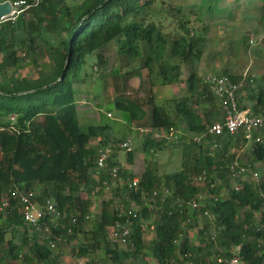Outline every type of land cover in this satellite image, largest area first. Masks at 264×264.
Segmentation results:
<instances>
[{
	"label": "trees",
	"instance_id": "1",
	"mask_svg": "<svg viewBox=\"0 0 264 264\" xmlns=\"http://www.w3.org/2000/svg\"><path fill=\"white\" fill-rule=\"evenodd\" d=\"M24 1L33 7L15 22L0 24V199L12 203L11 214L1 218L0 264H59L65 256L64 251L52 250L48 239H42L25 223L18 199L26 192L36 193L39 206L51 200L59 211L78 218V227L68 221L64 228L54 230L50 239L61 237L62 243L72 244L79 238L78 233L83 234L85 242L78 244L76 255L91 256L86 264H99L93 256L100 250L113 264H126L131 258L139 261L137 264H146L144 235L150 229L147 219L155 215L156 238L149 249L158 264H186L184 254L196 264L212 263L217 257L231 259L238 248L240 264H264V253L257 243L263 236L257 225L264 222V170L259 185L247 183L242 191L220 186L209 190L219 200L207 201L202 207V213L209 210L212 216L203 217L204 225L194 236L191 230L198 226V216L195 214L188 223L185 203L180 201L208 191L197 182L201 175L206 174L211 183L220 178L228 185L231 178L225 154L244 143L242 134L224 136L219 139L223 150H212L206 144L193 143V139L222 121L219 101L199 75L209 45L205 22L215 17L233 19L246 0H235L236 6L229 13L227 0H201L190 7L188 14L184 6L165 8L162 0ZM190 14L195 15L194 21ZM193 22L201 23L202 28ZM249 37L247 33L242 40L246 50ZM112 44L126 66L138 61L148 71L151 85H176L183 81V69L189 71L183 81L188 88L186 95L168 98L162 105L156 104L154 96L148 98L151 108L147 124L138 127L154 131L185 126L187 132L179 143L144 138L143 151L153 154V158L146 160L138 176L141 188L137 190L126 183L112 187L114 167L119 168L124 182L137 177L114 157L125 140L114 137L108 125H83L78 113L76 85L85 80L83 75L87 77V57L97 55L98 64L103 66V53ZM28 67L36 70V77L31 71L24 74ZM249 73L225 69L220 75L242 84V91L249 89L246 98L255 102L251 111L264 116V89L252 93L256 77ZM116 105L129 113L133 122L145 115L142 107L131 100L118 99ZM262 139L263 143L253 144L246 154L251 167L264 164V131ZM173 146L181 150V169L159 175L155 154ZM104 147H110L113 155L107 168L98 170L96 158ZM128 158L132 163L133 152ZM105 182L111 186L109 192ZM163 187L173 191V196L165 202L153 199L154 190ZM100 194L110 198L103 201L101 213L86 231ZM119 204L126 217H119ZM130 211L132 215H128ZM119 219L131 223L132 235L126 249L108 240L107 227ZM213 225L219 228L216 242L207 239Z\"/></svg>",
	"mask_w": 264,
	"mask_h": 264
},
{
	"label": "rangeland",
	"instance_id": "2",
	"mask_svg": "<svg viewBox=\"0 0 264 264\" xmlns=\"http://www.w3.org/2000/svg\"><path fill=\"white\" fill-rule=\"evenodd\" d=\"M82 0H68L69 3H79ZM164 1V7H178L184 6L187 14L190 11V7L198 4L201 0H162ZM202 3V2H201ZM228 13L231 11V7L235 8V0H227ZM191 19L194 21L195 15L190 14ZM171 18L168 21L170 24ZM206 26L209 27L208 32V49L205 53L204 66L207 71L217 73L222 65L226 64L233 73L246 74L249 71L253 72L256 77V82L252 84V93H256L258 89H264V0H246L242 3L239 10L236 12V17L233 19H218L215 17L213 21L206 20ZM192 25L202 28L201 23L196 22ZM174 26V24L172 25ZM249 34V48L243 47L242 40L246 34ZM254 36L256 41L260 43L252 45L251 37ZM234 43L231 45L230 43ZM238 44L240 46L237 47ZM204 55V56H205ZM104 59L106 64L101 66L98 64L99 57L97 55L87 57V64L85 70L87 71V77L83 75L84 81L79 85H76L78 94V108L80 110L81 123L85 126L88 125H108L110 127V133L118 138L124 140H131L135 148L133 152L134 167L130 170L137 177L141 174L142 169L145 167L146 160L153 158V154L144 152L142 143L144 138L140 136L137 128L138 126H145L147 124L151 105L148 103V98L154 96L157 105H162L168 98L180 97L188 93L187 84L183 81L189 75L188 69H183L182 82L173 85L162 87L161 84L156 82L155 85H151L148 71L142 69L139 62L136 61L130 66H126L121 62V58L118 56L117 47L112 44L104 53ZM101 56V57H103ZM1 59V56H0ZM122 69L121 73L116 74L114 71ZM31 71L35 77L37 75L36 70L33 67H28L24 70V74H28ZM213 72V73H214ZM250 72V73H251ZM249 73V74H250ZM219 75L221 72L218 73ZM250 90H245L247 94ZM128 99L139 104L144 110V117L139 121H132L130 114L121 111L117 105L116 100ZM244 103L252 107L255 102L251 99H243ZM78 110V112H79ZM264 118L263 115H260ZM83 117V118H82ZM12 120V119H11ZM13 121V120H12ZM180 132L185 134L187 129L185 126L180 127ZM177 147H169L167 150L159 152L158 157H154L159 162H165L169 160V154L172 155L173 166L168 169H163L161 172L174 173L181 169V151ZM250 148L241 153V159L247 163L245 159L246 154ZM118 152L119 159L125 160L128 154L121 148L116 150ZM255 169L259 173L264 170L263 163H255ZM126 168V167H125ZM159 168V165H158ZM36 191H39L37 189ZM95 206L92 209L91 222L86 226V231H90L96 216L101 213L102 203L110 198L108 194L97 195ZM150 229L146 230L144 235V241L146 249L144 250L143 261L146 264H158L157 260L153 258L151 250L149 249L150 243L155 240L156 233L155 227L158 221V215L151 216L147 219ZM205 219L200 217L198 219V226L191 230V235L194 236L198 228H202ZM3 220L0 219V225ZM79 238L74 240L72 244L69 242L60 243L57 247V253L60 251L65 252L64 258L60 264H80L86 263L92 259L91 256L86 258L77 257V248L79 243L85 242L83 234L78 233ZM74 251L72 250V248ZM125 249L127 247H124ZM74 252V253H73ZM56 253V254H57ZM99 264H113V260L109 259L106 253L102 250L94 255ZM139 261L129 259L126 264H137Z\"/></svg>",
	"mask_w": 264,
	"mask_h": 264
},
{
	"label": "built area",
	"instance_id": "3",
	"mask_svg": "<svg viewBox=\"0 0 264 264\" xmlns=\"http://www.w3.org/2000/svg\"><path fill=\"white\" fill-rule=\"evenodd\" d=\"M39 1V0H36ZM12 2V1H11ZM13 12L10 16L3 19L1 23L5 21L15 22L22 14L33 7L32 3L24 0L12 2ZM251 44H258L254 36L251 37ZM204 85L209 89L212 95H214L220 105L222 112V121L213 124L209 127L205 134L195 136L193 143L202 146L206 144L211 147L212 150H223V144L219 142L220 138L224 136L236 137L238 135H243L244 143L240 148H230L225 154V160H228L229 175L231 178L230 183L227 185L222 179L218 178L215 183H211L207 175H201L197 182L202 184L208 190L206 193H199L195 197L189 200L181 199L182 204L185 203L186 215L188 217V223L192 221V218L197 214V219L200 217L211 218L212 214L209 210L202 213V207L210 201L217 202L219 198L214 194H210L209 190L217 188V186L223 188L233 189L235 191H242L243 187L247 183H254L259 185L261 182V174L255 167H251L248 162L245 163L241 159V153L247 149L251 148L253 144L263 143L262 135L264 131V118L260 115H255L251 111V107L244 103L246 95L242 91L243 85L232 82L229 78L224 75L210 74L202 78ZM14 121L15 118L13 117ZM138 132L142 138L150 137L151 139L168 142V143H179L181 138L184 136L180 130L171 128L169 130H150L144 127H138ZM188 139V138H187ZM189 141V140H187ZM127 154L134 152L135 148L131 140H125L119 146ZM113 155V150L110 147H104L99 151L96 158V166L98 170H104L108 166V161ZM155 154V157H158ZM112 177V187L116 188L119 185L126 183L130 189L137 190L141 188L140 179L138 177L128 178L124 182L123 178L119 177V168L114 167L111 171ZM104 187H106V192H109L111 186L109 183L105 182ZM174 192L169 188H160L159 190H154L152 193V198H160L162 202H165L168 197L173 196ZM146 198V197H145ZM18 203L21 207V212L25 223L34 229L36 232L41 234V238L48 239V246L57 252V247L62 243L61 237H55V239H50L53 235L54 230L64 228L66 222H71L72 227H78V218L74 215L70 217L67 213H62L58 210L55 203L51 200H47L44 206H39L36 202V193L26 192L22 193L18 199ZM143 200L145 201L146 199ZM134 204V203H131ZM149 204V203H147ZM119 211V217L123 218L127 216L124 213L122 205L117 206ZM12 203L8 199H0V219L11 214ZM262 213L264 214V196H263V208ZM128 215H132V212H128ZM262 222L261 219L258 220ZM130 222L124 223L123 220L119 219L117 222L110 227H107L108 240L111 244H117L124 248L128 246L130 242V237L132 235V230ZM258 230L263 233V236L258 239V247L261 252L264 253V222L257 225ZM147 228V226H144ZM202 229V228H198ZM185 230V226L183 227ZM197 230V232H198ZM219 228L213 225L210 228L209 234H207V239L211 241H217ZM73 230L69 229V233ZM240 248L237 251L234 250V256L231 259H226L225 257H217L212 263L201 261L200 264H240L239 253ZM186 259V264H196L194 261L189 260L188 254L183 256ZM86 264V263H80Z\"/></svg>",
	"mask_w": 264,
	"mask_h": 264
},
{
	"label": "crops",
	"instance_id": "4",
	"mask_svg": "<svg viewBox=\"0 0 264 264\" xmlns=\"http://www.w3.org/2000/svg\"><path fill=\"white\" fill-rule=\"evenodd\" d=\"M258 43H260V41H258ZM205 57H206V55L203 57V59H202V61H201V63H200V66H199V75H200V77L201 78H203L204 76H207V75H210V74H218L219 72H221V74L224 72V70L225 69H228V70H230V71H232L231 70V68H229L228 66H226V64H224V65H222V67L220 68V70L219 71H217V73L216 72H214V70H211V72H209V71H207L206 70V68H205V66H204V60H205ZM214 72V73H213ZM233 72V71H232ZM77 90V89H76ZM245 95H246V93H245ZM77 100H78V98H77ZM77 103H78V101H77ZM78 107V106H77ZM78 110H79V108H78ZM79 116H80V110H79ZM83 118V117H82ZM80 120H81V117H80ZM179 151H181L180 149H179ZM161 153H163V152H161ZM118 154V152H116V155L114 156L115 157V159H116V161H119L120 162V164L123 166V167H126L127 169H132L133 167L135 168V169H137L138 167L136 166H134L133 164H134V160L132 161V163L129 161V158L128 157H126L125 158V160H121V159H119V156L117 155ZM158 165H159V175H165V174H170L169 172H164V173H162L161 171L163 170V169H168V168H170V167H172L173 166V159H172V155L171 154H169V160H166L165 162H159L158 163ZM144 170V168L142 169V171ZM141 171V172H142ZM64 258V257H63ZM62 258V259H63ZM62 262V261H61ZM60 262V263H61ZM59 263V264H60Z\"/></svg>",
	"mask_w": 264,
	"mask_h": 264
},
{
	"label": "water",
	"instance_id": "5",
	"mask_svg": "<svg viewBox=\"0 0 264 264\" xmlns=\"http://www.w3.org/2000/svg\"><path fill=\"white\" fill-rule=\"evenodd\" d=\"M13 12V5L10 0L0 2V22L11 15Z\"/></svg>",
	"mask_w": 264,
	"mask_h": 264
},
{
	"label": "clouds",
	"instance_id": "6",
	"mask_svg": "<svg viewBox=\"0 0 264 264\" xmlns=\"http://www.w3.org/2000/svg\"><path fill=\"white\" fill-rule=\"evenodd\" d=\"M160 154V153H159Z\"/></svg>",
	"mask_w": 264,
	"mask_h": 264
}]
</instances>
